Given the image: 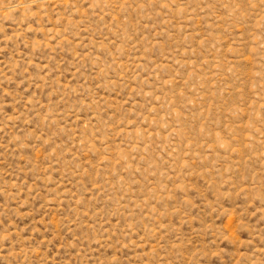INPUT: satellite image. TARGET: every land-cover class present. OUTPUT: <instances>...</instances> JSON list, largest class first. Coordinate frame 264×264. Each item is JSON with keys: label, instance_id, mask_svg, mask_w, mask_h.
<instances>
[{"label": "rangeland", "instance_id": "1", "mask_svg": "<svg viewBox=\"0 0 264 264\" xmlns=\"http://www.w3.org/2000/svg\"><path fill=\"white\" fill-rule=\"evenodd\" d=\"M0 264H264V0H0Z\"/></svg>", "mask_w": 264, "mask_h": 264}]
</instances>
